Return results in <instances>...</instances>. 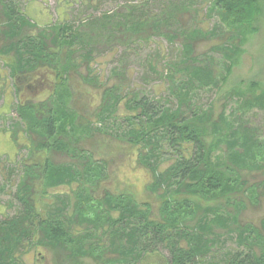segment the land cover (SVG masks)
Returning a JSON list of instances; mask_svg holds the SVG:
<instances>
[{
  "label": "trees",
  "instance_id": "16d2710c",
  "mask_svg": "<svg viewBox=\"0 0 264 264\" xmlns=\"http://www.w3.org/2000/svg\"><path fill=\"white\" fill-rule=\"evenodd\" d=\"M159 1L157 11L149 3L129 5L40 28L15 0H0V63L17 114L7 132L27 149L17 166L18 209L0 212V264H25L23 254L39 250L55 264H264V219L260 226L242 222L248 206L264 199V140L247 119L235 122L226 109L216 116L212 105L195 100L228 81L256 31L260 0H208L218 24L206 31L183 22L192 0ZM155 38L180 45L178 59L166 60L162 72L152 59L146 63L166 95L129 89L125 67L107 80L93 73L103 55ZM216 38L221 79L214 58L196 54ZM74 79L100 93L95 122L79 108ZM41 89L48 93L39 98ZM253 95L240 93L243 105L264 109V91ZM98 125L135 148L137 165L151 176L146 191L158 200L157 211L132 193L104 189L108 165L85 146L102 133ZM55 155L68 162L55 163ZM225 237L232 248L220 247Z\"/></svg>",
  "mask_w": 264,
  "mask_h": 264
},
{
  "label": "rangeland",
  "instance_id": "374dc122",
  "mask_svg": "<svg viewBox=\"0 0 264 264\" xmlns=\"http://www.w3.org/2000/svg\"><path fill=\"white\" fill-rule=\"evenodd\" d=\"M19 8L40 28L49 25L70 21L78 22L91 17H99L107 13H113L129 5H146L150 4L151 10L161 8L159 0H102L92 6L84 5L80 0H15ZM77 1V2H75ZM164 1V0H163ZM190 5V14L183 19L184 23L194 24L204 31L212 29L218 24L216 15L208 13V0H192ZM260 13L253 24L255 33L248 37L247 43L242 46L243 53L238 58L237 65L232 69V74L228 81L223 84L221 81L218 89H203L197 93L196 101L202 105L214 107L216 116L223 110H227L229 115H234L236 120L243 117L248 121L249 126L254 128L260 139L264 140V109L254 106H244L247 99L253 100V94H261L264 91V0L259 1ZM220 22V21H219ZM222 44L221 39L216 38L201 43L196 50L197 55L208 54L215 60V76L221 79L223 74V55L220 51L215 50ZM180 45H171L163 38H155L148 42H142L140 45L132 44L119 53L105 54L98 58L93 65V73L99 74L101 79L107 80L111 71L120 66L128 69V87L129 89L137 87L144 88L153 96L162 94L166 95L167 86L156 77L154 71L146 65L147 60L152 59L159 72H162L164 62L175 61L179 57ZM0 63V212L5 215H13L18 209L14 199L16 185L18 182V162L25 155L27 149L18 148L7 132L13 129L16 120L15 98L11 88L10 81L5 78L6 69L2 68ZM83 72H85L83 70ZM114 79L116 80L115 76ZM112 80L111 84H113ZM116 82H118L116 80ZM71 85L77 99L80 110L85 109L84 113L88 120L96 121L94 118L97 105L100 100V93L91 90L80 84L77 80H71ZM256 88L255 90H249ZM47 88V87H46ZM48 89V88H47ZM41 89L39 95H47V91ZM244 92L246 96H240ZM94 114V115H93ZM100 124V123H99ZM104 126V125H103ZM112 126V125H111ZM102 128V133L96 134L92 140L88 141L85 146L94 154L96 160L105 161L108 165V176L104 181V189L113 193H132L139 202L149 203L157 211L159 202L155 196L146 191V186L151 181L150 174L139 167L136 162V152L130 144L115 140L114 129L110 133L109 129ZM118 127L121 132L126 130L128 125L119 121ZM106 130L109 133H106ZM113 132V133H112ZM111 134V136H110ZM24 145V144H23ZM53 161L57 164L68 162L64 157L55 155ZM53 193V192H52ZM264 219V199L260 206L248 208L242 214V222L252 223L260 226ZM226 238V237H225ZM222 239L220 247L232 248L233 241ZM224 240L228 242L225 243ZM25 264H55L54 257L47 251H29L22 256ZM83 264H95L92 260H85Z\"/></svg>",
  "mask_w": 264,
  "mask_h": 264
}]
</instances>
